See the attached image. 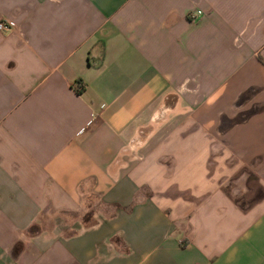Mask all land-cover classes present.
I'll return each mask as SVG.
<instances>
[{"label": "crops", "instance_id": "obj_1", "mask_svg": "<svg viewBox=\"0 0 264 264\" xmlns=\"http://www.w3.org/2000/svg\"><path fill=\"white\" fill-rule=\"evenodd\" d=\"M2 19L0 264H264V0Z\"/></svg>", "mask_w": 264, "mask_h": 264}, {"label": "built area", "instance_id": "obj_2", "mask_svg": "<svg viewBox=\"0 0 264 264\" xmlns=\"http://www.w3.org/2000/svg\"><path fill=\"white\" fill-rule=\"evenodd\" d=\"M14 26H15V24L12 22V21H10V20H6V19H2V20H0V30H2V29H4V28H6V27H8V28H10L11 30L14 28ZM160 114V113H159ZM158 114V115H159ZM157 115V117L156 118H158L159 116ZM163 114H160V116H162Z\"/></svg>", "mask_w": 264, "mask_h": 264}, {"label": "trees", "instance_id": "obj_3", "mask_svg": "<svg viewBox=\"0 0 264 264\" xmlns=\"http://www.w3.org/2000/svg\"><path fill=\"white\" fill-rule=\"evenodd\" d=\"M83 90V86H81V87H77V91L78 92H81Z\"/></svg>", "mask_w": 264, "mask_h": 264}]
</instances>
